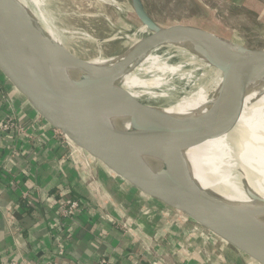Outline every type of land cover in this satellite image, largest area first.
Segmentation results:
<instances>
[{
	"label": "water",
	"instance_id": "1",
	"mask_svg": "<svg viewBox=\"0 0 264 264\" xmlns=\"http://www.w3.org/2000/svg\"><path fill=\"white\" fill-rule=\"evenodd\" d=\"M131 4L139 23L146 26L149 34L121 60L101 67L66 47L50 43L46 33L19 0H0V90L23 116L59 135L64 143L72 145L147 203L151 202L163 215H172L173 218L167 220L192 250L209 257L222 255L223 247L214 243L212 234L234 235L250 250H236L241 259L247 264H264V221L260 218L264 211L254 205L226 201L215 190L204 189L194 180L182 154L162 156L157 154L155 147L140 149L134 144V136L126 137L115 126L119 101L105 80L108 74L133 65L155 48L186 37L192 46L212 56V64L218 63L222 67L227 61L230 63L224 68L217 98L227 92L235 80H245L252 66L264 65V46L255 45L248 37L230 29L245 46V52L233 58L225 51L222 38L209 29L178 23L161 27L148 15L141 0H131ZM41 55L59 59L64 73L76 70L74 81H54L35 74L31 58H40ZM81 92L95 102V118H83L75 108L73 99L80 97ZM232 119L209 116L201 120H185L162 139L167 148L186 149L223 132L224 125ZM135 141L137 143L138 138ZM146 141L153 145L150 137ZM242 179L245 193L264 202L245 186V177Z\"/></svg>",
	"mask_w": 264,
	"mask_h": 264
},
{
	"label": "crops",
	"instance_id": "2",
	"mask_svg": "<svg viewBox=\"0 0 264 264\" xmlns=\"http://www.w3.org/2000/svg\"><path fill=\"white\" fill-rule=\"evenodd\" d=\"M252 1L247 0L250 7ZM259 5L262 7L261 2ZM209 31L229 40L234 37ZM7 115L18 121L28 136L11 128L0 130V264H96L101 256L113 264H247L236 252L242 249L221 238L215 244L223 247L222 255L195 259L199 252L175 233L167 220L172 215H163L82 153L70 151L59 135L23 116L0 90V124ZM30 136L34 143H29ZM65 149L74 163L85 165L92 181L83 185L73 178L72 164L60 163L59 154ZM61 172L71 176V181L63 184L65 179L61 182L58 178ZM84 186L94 197H87ZM61 196L81 201L84 208L62 214L58 206ZM88 201H94L103 212L92 213ZM121 213L129 216L124 224ZM128 225L132 229L125 234L120 227ZM142 240L152 249L151 256L145 254L149 262L132 246L142 247Z\"/></svg>",
	"mask_w": 264,
	"mask_h": 264
},
{
	"label": "bare ground",
	"instance_id": "3",
	"mask_svg": "<svg viewBox=\"0 0 264 264\" xmlns=\"http://www.w3.org/2000/svg\"><path fill=\"white\" fill-rule=\"evenodd\" d=\"M43 1L45 0H19L35 23L46 33L50 43L69 47L72 37L57 29L49 14H45L39 8V4L42 5ZM136 33L149 34V30L139 23L135 35ZM163 35L167 34L163 33ZM217 36L225 42V51L233 58L238 53L245 52L242 44L232 42L222 35ZM141 38L132 39L131 45L118 55L97 57L88 61L101 67L111 66L121 60ZM169 52H174L181 57V62L178 64L190 66L191 70L179 72L180 67L166 65L162 55ZM211 58V55H206L200 48L192 46L186 37H181L155 48L133 65L108 74L105 80L115 91L119 101V111L115 116L114 124L127 135L126 137L134 136L135 140L138 138V142L134 140V144H138L142 150H147L150 146V148L155 147L157 154L162 156L182 154L188 162L194 180L204 189L215 190L226 201L254 205L258 207L257 209L264 211V202L246 194L241 183V179L245 177L247 181L245 186H248L259 199H264V176H262L264 174V65L252 66L245 80H235L227 92L216 98L224 68L230 63L227 61L221 67L218 63L212 64ZM31 63L35 74L45 75L54 81L64 79L74 81L76 77V70L70 69L64 73L61 61L50 55H41L40 58L33 56ZM199 67L203 69L202 79L185 95L165 106L148 103V101L155 102L153 99L156 96H164L153 90L166 85L169 75L178 72L176 75L184 78ZM73 100L81 117L95 118L97 113L95 102L88 94L81 92L80 97L77 96ZM209 116L226 120L233 117V119L228 125H224L223 132L220 131L215 136L191 147L186 149L166 147L167 144L162 139L163 135L172 132L185 120H201ZM149 137L152 140V146L146 141ZM65 145L70 151L82 155L72 145ZM83 160L85 161L84 156ZM201 162H205L207 167ZM119 218L124 224L129 216L121 213ZM260 218L264 221V216L261 215ZM127 228L132 229L130 225ZM219 238L242 250H249L246 243L234 235L212 234L214 243L219 241ZM141 245L143 248L149 247L143 240ZM197 254L198 257L195 259L201 258L202 254ZM206 258L209 257L206 256Z\"/></svg>",
	"mask_w": 264,
	"mask_h": 264
},
{
	"label": "rangeland",
	"instance_id": "4",
	"mask_svg": "<svg viewBox=\"0 0 264 264\" xmlns=\"http://www.w3.org/2000/svg\"><path fill=\"white\" fill-rule=\"evenodd\" d=\"M68 1L70 0H45L42 5L39 4V8L45 14H49L48 16L54 20L57 29L72 37L70 46L67 49L85 60L118 55L131 45L132 39L147 35L145 33H136L135 35L139 23L133 12L131 0ZM141 2L148 15L160 26L166 27L177 23L180 25H193V27L199 25L203 28L222 32L224 33L223 36L233 35L234 37L230 41L243 45L237 35L230 31V29H235L241 35L248 37L255 45L264 46V0L252 1L256 8H254V5L250 7L247 0H141ZM259 2H261L262 7ZM259 7H261V11L258 10ZM223 26L228 27L229 30L224 29ZM162 56V60L166 65L180 67L179 72L191 70L190 66L178 64L181 62V57L174 52ZM202 73L203 69L199 67L184 76V78H180L176 74L169 75L166 85L153 90V92L164 94V96H156L153 99L155 102L148 101V103L165 106L179 99L202 79ZM7 117L11 119V121L8 120L10 130L26 133L28 136L26 130L18 125V121L12 120L10 115H7ZM28 141L29 143L35 142L31 136ZM59 161L60 163L67 161L72 164V167H74L73 178L81 181L83 185L85 182L92 181L93 178L84 170L85 165L79 162L74 163L72 154L68 149L60 152ZM201 163L207 167L205 162ZM58 178L61 182L65 179L63 184L66 181H71V176L67 178L65 173L62 172L59 173ZM84 190L87 197H94L93 194L95 193L88 191L85 186ZM259 192L262 193L260 190ZM87 204H89L88 207L92 213L96 215H99V212L102 211L96 203L94 204V201H88ZM120 228L123 233H127L128 229L126 227ZM132 246L134 250H139L144 255L151 256L152 249L150 247L142 248L140 244L136 245L134 243ZM147 257L149 260H147ZM145 260L149 262L151 259L146 256ZM150 263L152 264L153 261H150Z\"/></svg>",
	"mask_w": 264,
	"mask_h": 264
},
{
	"label": "built area",
	"instance_id": "5",
	"mask_svg": "<svg viewBox=\"0 0 264 264\" xmlns=\"http://www.w3.org/2000/svg\"><path fill=\"white\" fill-rule=\"evenodd\" d=\"M8 120L11 121V119L7 117L3 122H1L0 130L6 131L7 129H9ZM58 206L61 210V213L64 215H69L76 210H80L84 208V205L81 204V201L72 199L67 196H61L60 198H58ZM11 264H17V263L13 261L11 262ZM96 264H113V263L110 262V260L106 256H101L98 258Z\"/></svg>",
	"mask_w": 264,
	"mask_h": 264
}]
</instances>
